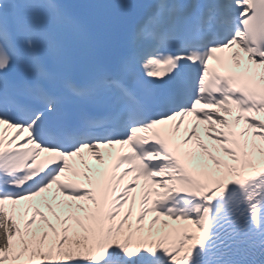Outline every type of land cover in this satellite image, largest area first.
<instances>
[{
    "label": "snow or ice",
    "instance_id": "6c2138e0",
    "mask_svg": "<svg viewBox=\"0 0 264 264\" xmlns=\"http://www.w3.org/2000/svg\"><path fill=\"white\" fill-rule=\"evenodd\" d=\"M264 0H0V264H264Z\"/></svg>",
    "mask_w": 264,
    "mask_h": 264
}]
</instances>
